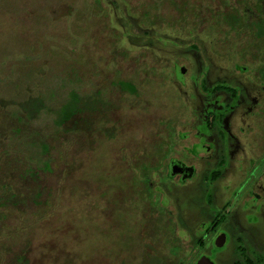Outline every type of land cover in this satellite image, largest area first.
I'll return each instance as SVG.
<instances>
[{"label": "rangeland", "instance_id": "1", "mask_svg": "<svg viewBox=\"0 0 264 264\" xmlns=\"http://www.w3.org/2000/svg\"><path fill=\"white\" fill-rule=\"evenodd\" d=\"M171 1L117 0L128 18L119 28L112 19L93 22L92 0H0V129L18 105L41 99L49 107L25 122L27 136L9 142L11 157L0 156V264H135L148 259L145 243L156 240L164 249L155 245L150 251L155 264L179 258L172 220L161 237L146 230L155 212L168 205L156 190V177L169 154L183 160L175 131L181 133L186 123L173 67L153 51L162 55L202 33V47L222 62L244 63V53L256 59L264 43L248 23L223 21L221 13L230 12L236 0H190L197 16L193 9L189 15L188 0ZM173 47L168 50L180 55ZM248 60L254 67V59ZM118 81L133 83L138 94L116 88ZM72 91L114 107L107 117H93L90 130L87 115L74 119L83 129L64 136L53 125L54 111ZM74 120L67 127H78ZM164 128L165 148H148L155 151V166L128 158L121 164L122 148ZM104 129L113 139L104 138ZM43 141L50 148L45 157ZM180 166L174 164L175 172Z\"/></svg>", "mask_w": 264, "mask_h": 264}, {"label": "flooded vegetation", "instance_id": "2", "mask_svg": "<svg viewBox=\"0 0 264 264\" xmlns=\"http://www.w3.org/2000/svg\"><path fill=\"white\" fill-rule=\"evenodd\" d=\"M94 1L91 4L97 15L93 22L107 24L112 19L119 28L127 25L128 18L117 0H99V4ZM239 1L235 6L229 4L230 12L221 13L223 21L235 27L248 23L253 30L257 22L254 17L261 11L257 9L260 0H241L245 4ZM188 3L190 15L193 7L190 0ZM82 11L85 9L79 12ZM192 15L197 16L196 9ZM254 33L255 30V36ZM256 39L264 43V38ZM187 41L188 45L176 42L177 47H168L180 55L168 48L162 55L153 51L173 67L186 123L181 133L175 131L179 142L176 150L184 154L183 160L179 153L169 154L165 168L156 177V190L163 200L167 198L168 205L162 213L155 212L146 230L151 229L153 238L161 237L170 225L168 220L173 221L179 258L167 256V264H176L177 260L185 264H264V52L257 53L256 59L254 53H244V63L235 59L222 62L219 55L202 47L200 42L206 43L202 33L193 34ZM250 57L254 67L249 66ZM103 104V112L94 117H107L114 107L113 103ZM8 129V137H12L13 128ZM165 130L151 137L146 135L132 148H122L119 160L128 158L132 164L155 166L152 148H165ZM103 134L105 139H113V132L104 129ZM175 163L181 164V172H175ZM145 245L148 259L135 264H155L150 251L163 243L156 240L154 245ZM122 264L129 263L124 260Z\"/></svg>", "mask_w": 264, "mask_h": 264}, {"label": "trees", "instance_id": "3", "mask_svg": "<svg viewBox=\"0 0 264 264\" xmlns=\"http://www.w3.org/2000/svg\"><path fill=\"white\" fill-rule=\"evenodd\" d=\"M128 1V0H127ZM171 1V0H170ZM263 0H260V5L259 7H257V9L261 10L259 12L258 16H255L254 19L257 21L256 23L253 24L254 28L253 30H255V37L259 38V39H263L264 38V23L262 21H264V2H262ZM244 1H239L240 4H243ZM172 4H174L173 1H171ZM99 4V3H98ZM130 4V3H129ZM229 2H225V5L228 7L229 6ZM132 11H135L134 9H132ZM180 10V9H179ZM259 22V24H258ZM261 22V23H260ZM120 90L125 91L127 93L133 94V95H137L138 94V90L137 88L132 84V83H127V82H120L119 83V87ZM43 101L41 99H35L33 101H29L28 103H24L21 104L20 106L18 105V107L16 108L15 112L13 113V115H11L8 118V120L6 121V127H2L4 128V130L0 129V156L2 157H7L10 156V153L8 152L10 150V148H8V146L6 145V142H11L16 138H22L24 137L23 135L26 134V126L24 125L25 122L32 120L34 118L37 117V115L39 114V112H41L43 109H48L49 107H42ZM101 105H99L98 103H95L93 101V97L91 96H81L80 94H78L75 91H72L67 100L65 101V103H63L62 105H60L59 108L56 109V111H54V115L57 116L58 118L54 121L53 125H55L57 128L60 127L61 129V134L62 135H66L68 134L71 130L74 131V133H78L80 130L83 129V127H81L80 123L74 119H77L78 117H87L88 118L86 121H84L85 126L87 127L88 130L91 129V127L95 124V122L92 120V117H94L95 114L102 112V107H100ZM10 118H17L19 119V122L21 124H19L18 121L13 122ZM76 121L78 122V127H74V124L72 127H67V125L72 121ZM13 128L12 132L13 135L11 137V135H9L8 137V133L11 131V129L8 128ZM7 135V137H6ZM11 137V138H10ZM6 140V142H4ZM49 144L45 141H43L42 145H41V156L45 157L49 154ZM49 157V156H48ZM46 165V169L49 168V164L45 163ZM26 171V169H25ZM29 174H27L28 176ZM30 176V175H29ZM2 204V202H0V205ZM18 260L22 261V258H18Z\"/></svg>", "mask_w": 264, "mask_h": 264}]
</instances>
